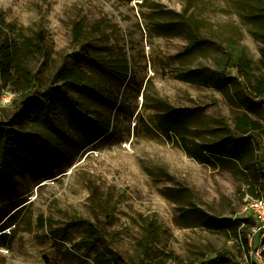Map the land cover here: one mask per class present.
Returning a JSON list of instances; mask_svg holds the SVG:
<instances>
[{
	"label": "rangeland",
	"instance_id": "rangeland-1",
	"mask_svg": "<svg viewBox=\"0 0 264 264\" xmlns=\"http://www.w3.org/2000/svg\"><path fill=\"white\" fill-rule=\"evenodd\" d=\"M263 5L0 0V38L32 42L17 44L18 67L8 78L0 75V129L28 133L30 147L39 135L47 150L41 160L28 149L21 156L0 134V264H97L105 247L128 264H203L216 254L237 262L229 234L206 231L196 215L250 217L243 212L248 189L264 198V137L252 134L254 151L243 163L206 165L163 136L158 124L171 108L193 110L188 140L218 141L246 113L245 99L261 101L257 119L264 129V100L231 67L240 55L250 61L252 82L264 77V44L253 35L262 31L255 15ZM172 20H187L203 42L187 50L190 39L162 34L159 27ZM75 24L83 30L79 43ZM75 52L92 59L84 89L65 88L86 109L83 130L58 105L57 129L39 118L14 124L20 100H44L45 90L60 86L56 73L72 64ZM1 61L0 53V68ZM202 68L230 79L205 87L181 77ZM83 221L95 227L100 244H82Z\"/></svg>",
	"mask_w": 264,
	"mask_h": 264
},
{
	"label": "trees",
	"instance_id": "trees-1",
	"mask_svg": "<svg viewBox=\"0 0 264 264\" xmlns=\"http://www.w3.org/2000/svg\"><path fill=\"white\" fill-rule=\"evenodd\" d=\"M258 19V28L262 31L253 32L255 38L262 41L264 44V5L260 9V14L255 15ZM160 31L164 35L168 36H182L190 39L187 50L192 49L195 45L202 43L203 41L198 37L196 30L189 24L187 20L176 21L172 20L162 24ZM73 40L76 43L80 42L83 35V30L79 24H75L72 30ZM43 41H37V48H42ZM17 44H32V42L26 38L20 42L11 41L8 38H0V53H1V68L0 75L2 78H8L11 75L12 70L18 67L13 57L16 50L19 49ZM72 64L64 63L61 69L56 73V81L60 83V86L48 88L43 92L41 97L44 100H40L35 97H26L20 100L21 107L17 113L13 116L15 122L17 121H32L39 118L45 125L51 129H57L56 119L58 118V107L61 109L69 121L78 130L83 128L88 123L86 117V109L79 103L69 98L66 87L72 90H83L85 68L92 63V59L80 52H75L72 55ZM264 57V55H263ZM236 64H231V67L237 70V75L240 79H245L250 86L255 98L264 100V77L257 78L254 82L251 81L248 75V69L250 67V61L242 59L239 55L236 60ZM240 69V70H238ZM182 79L194 84L202 85L205 87L214 86L216 83H222L224 80H229L225 75L219 72H211L206 68H202L194 71H187L181 75ZM235 79L236 83H240V80ZM56 97V103L50 101L51 98ZM261 101L256 102L252 100L242 101V105L246 111L242 116L235 120V130L228 131V134L214 142L210 143H195L188 140V135L191 129V121L194 118L193 110L184 108H171L166 111L159 119L158 129L167 139L173 137L178 140L181 149L191 158L198 163L211 165L215 160H229L238 163L243 161L253 154V137L252 134H259L264 137V129L260 121L257 119L258 106ZM58 105V107H57ZM3 133L4 140L7 146H13L16 150L22 154L26 149L37 154L39 160L40 154L45 153L47 150L42 148V143H45L46 139L41 138L39 135L35 136V143L32 144L28 139V133L15 131L10 128H1L0 134ZM15 135V136H14ZM35 147L38 151L31 150ZM49 151V150H48ZM249 194L254 198H261L259 194L255 192V189L249 188ZM197 221L200 226L208 232L229 234V239L237 243L238 239H244L246 230L253 225L252 219H239L233 220L231 218L216 219L204 212H199L196 215ZM81 226L84 227L85 237L82 240V244L85 247H91L98 245L102 242L100 234L95 227L86 221H83ZM97 264H128L118 254L108 248H104L100 254ZM203 264H236L233 260H230L226 254H216L207 263Z\"/></svg>",
	"mask_w": 264,
	"mask_h": 264
},
{
	"label": "built area",
	"instance_id": "built-area-1",
	"mask_svg": "<svg viewBox=\"0 0 264 264\" xmlns=\"http://www.w3.org/2000/svg\"><path fill=\"white\" fill-rule=\"evenodd\" d=\"M243 212L250 215L253 225L246 230L244 239H238L236 264H264V198L247 194Z\"/></svg>",
	"mask_w": 264,
	"mask_h": 264
}]
</instances>
